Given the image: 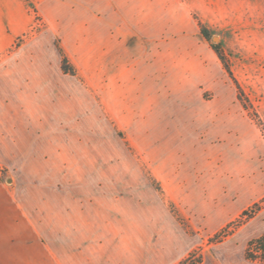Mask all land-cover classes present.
Instances as JSON below:
<instances>
[{
	"label": "rangeland",
	"instance_id": "1",
	"mask_svg": "<svg viewBox=\"0 0 264 264\" xmlns=\"http://www.w3.org/2000/svg\"><path fill=\"white\" fill-rule=\"evenodd\" d=\"M19 1L1 97L36 72L66 132L39 183L130 203L117 220L166 236L169 264H262L264 0Z\"/></svg>",
	"mask_w": 264,
	"mask_h": 264
},
{
	"label": "crops",
	"instance_id": "2",
	"mask_svg": "<svg viewBox=\"0 0 264 264\" xmlns=\"http://www.w3.org/2000/svg\"><path fill=\"white\" fill-rule=\"evenodd\" d=\"M29 23L21 1L0 0V55ZM30 75V82L8 79L9 98L0 92V169L16 173L0 177V264H169L166 236L153 242L149 230L117 220L128 215L130 203L73 190L69 178L60 192L55 178L39 183L41 169L68 161L58 149L66 132L55 128L53 99L40 96L41 77Z\"/></svg>",
	"mask_w": 264,
	"mask_h": 264
},
{
	"label": "trees",
	"instance_id": "3",
	"mask_svg": "<svg viewBox=\"0 0 264 264\" xmlns=\"http://www.w3.org/2000/svg\"><path fill=\"white\" fill-rule=\"evenodd\" d=\"M201 34H202V32H201ZM253 214L247 215L246 218H251L253 216ZM244 256L247 260L258 261V262L264 264V233L261 234L260 236L256 237V238L250 240L247 243ZM191 264H193V263H191Z\"/></svg>",
	"mask_w": 264,
	"mask_h": 264
},
{
	"label": "water",
	"instance_id": "4",
	"mask_svg": "<svg viewBox=\"0 0 264 264\" xmlns=\"http://www.w3.org/2000/svg\"><path fill=\"white\" fill-rule=\"evenodd\" d=\"M216 40V37L215 38H213V41H215Z\"/></svg>",
	"mask_w": 264,
	"mask_h": 264
}]
</instances>
